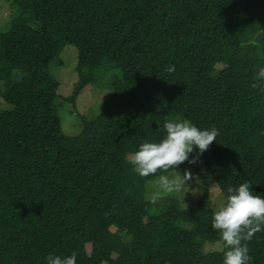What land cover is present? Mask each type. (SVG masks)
Listing matches in <instances>:
<instances>
[{
	"label": "trees",
	"instance_id": "16d2710c",
	"mask_svg": "<svg viewBox=\"0 0 264 264\" xmlns=\"http://www.w3.org/2000/svg\"><path fill=\"white\" fill-rule=\"evenodd\" d=\"M9 1L16 14L0 32V94L11 106L0 111V264H44L49 253L73 251L77 264H222L223 251H200L223 243L211 227V184L224 197L244 181L264 194V84L256 75L264 0ZM67 45L77 49L79 76L67 100L96 83L104 62L120 72L76 135L65 134L55 112L60 83L51 64ZM177 118L218 129L202 154L204 193L196 208L173 201L151 214L146 182L175 169L141 177L129 161ZM242 243L249 264H264V231Z\"/></svg>",
	"mask_w": 264,
	"mask_h": 264
},
{
	"label": "clouds",
	"instance_id": "9594fccd",
	"mask_svg": "<svg viewBox=\"0 0 264 264\" xmlns=\"http://www.w3.org/2000/svg\"><path fill=\"white\" fill-rule=\"evenodd\" d=\"M167 70L174 71V65ZM256 75L258 81L264 84V67H260ZM164 129L165 135L158 141L142 142L129 162L141 177L156 174L158 170L174 168L185 183L192 178L191 173L185 171L183 176L180 175L178 166L185 161L195 163L216 140L218 129L200 128L188 119L167 120L164 122ZM194 152L196 155H192ZM177 183L175 177L159 176L150 199L155 201L160 192L171 191ZM211 220V227L223 242L222 264H249L252 257L247 243L242 241L251 240L256 232L264 231V194L255 193L247 181L229 186L224 202L213 210ZM215 250L206 244L200 249L205 256ZM44 264H77V253L73 251L63 256L49 253L44 257Z\"/></svg>",
	"mask_w": 264,
	"mask_h": 264
},
{
	"label": "rangeland",
	"instance_id": "374dc122",
	"mask_svg": "<svg viewBox=\"0 0 264 264\" xmlns=\"http://www.w3.org/2000/svg\"><path fill=\"white\" fill-rule=\"evenodd\" d=\"M16 14V9L11 6L9 0H1L0 2V32L5 31L10 26L11 19ZM77 49L73 45H67L51 64V72L59 81L58 89L59 98L55 101V112L60 116L62 128L67 135H76L83 128L84 119L95 118L101 112L106 100L111 97V76L119 75L118 70H109V66L104 62L95 73L96 83L88 85L78 96L75 102H71L66 98L72 96L79 79L76 71L77 66ZM3 63L0 57V65ZM222 66V65H219ZM23 76V72L15 70L12 78L18 80ZM5 87V82L0 81V90ZM106 93V94H105ZM64 97V99H61ZM8 104L2 94H0V111L9 109ZM182 120L180 118H177ZM192 155H196L194 152ZM205 163L202 155L192 165H185L177 169L178 173L183 176L185 171L191 173V179L183 183V178L175 173V170L169 172L165 176L175 177L178 183L171 191H162L159 197L153 201L150 199L151 193L155 190V182L159 177L150 179L145 184V198L151 202V214H159L164 212L168 205L173 201H177L179 205L185 209L196 208L204 193V183L201 173L205 171ZM224 195L216 183H212L209 190V198L207 205L214 210L224 202ZM187 227L192 225L188 222L184 224ZM115 230V228H114ZM215 251H222L223 243L218 241H208L205 243ZM214 252V251H213ZM116 257L117 255L114 254Z\"/></svg>",
	"mask_w": 264,
	"mask_h": 264
}]
</instances>
